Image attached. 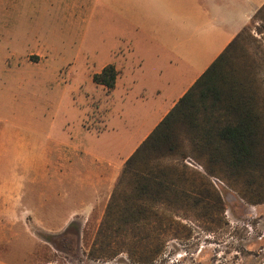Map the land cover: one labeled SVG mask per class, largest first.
<instances>
[{
    "label": "rangeland",
    "instance_id": "rangeland-1",
    "mask_svg": "<svg viewBox=\"0 0 264 264\" xmlns=\"http://www.w3.org/2000/svg\"><path fill=\"white\" fill-rule=\"evenodd\" d=\"M180 1L0 0L1 260L135 264L123 253L95 260L88 251L125 162L205 65L204 47L185 63L171 60L170 68L145 53L143 31L169 22L165 10ZM200 23L177 21V42L191 39ZM242 38L231 77L264 96V11ZM109 64L124 75L111 92L92 80ZM174 121L180 147L163 162L197 171L194 179L186 174L183 187L218 193L225 213L221 225L201 209L199 221L186 213L189 238L168 240L154 264H264V203L252 205L238 190L247 181L264 188V154L259 169L210 176L189 144L187 122Z\"/></svg>",
    "mask_w": 264,
    "mask_h": 264
},
{
    "label": "trees",
    "instance_id": "trees-1",
    "mask_svg": "<svg viewBox=\"0 0 264 264\" xmlns=\"http://www.w3.org/2000/svg\"><path fill=\"white\" fill-rule=\"evenodd\" d=\"M262 11L264 6L252 20ZM248 25L127 159L88 251L91 259H111L123 253L135 264H154L165 254L168 240L189 238L190 230L183 225L186 213L191 212L193 220L199 221L201 209L210 224L223 222L221 195L210 197L204 194H209L208 189H201L200 196L196 190L187 191L182 184L186 174L193 179L200 174L181 163L163 162L180 147L173 122L176 116L187 122L189 144L194 152H200L197 159H205L208 175L222 171L232 179L262 166L264 96L231 77ZM118 74L116 66L109 64L92 80L111 92ZM181 154L185 160L187 154ZM238 190L248 203H264V188L254 190L247 181Z\"/></svg>",
    "mask_w": 264,
    "mask_h": 264
},
{
    "label": "crops",
    "instance_id": "crops-1",
    "mask_svg": "<svg viewBox=\"0 0 264 264\" xmlns=\"http://www.w3.org/2000/svg\"><path fill=\"white\" fill-rule=\"evenodd\" d=\"M189 1L181 0L177 5L167 8L165 14L168 15L170 21H165V23L155 21L151 23V29L143 31L144 34L142 35L144 37V47L146 48L145 53L156 57L157 63L161 62V67L163 68H170L172 64L171 60L173 59L176 64L187 62V56H190L191 53H200L203 47L207 52V59L204 61L205 65L201 70L202 72L192 78L179 98L184 96L187 90L193 86L228 44L250 23L254 15L264 6V0H195L192 5H188ZM191 18L201 20V23L196 25V29L192 34V40L187 39L185 43L177 42V37L175 36L177 21L180 24L183 21L186 23ZM188 40L191 41L187 42ZM195 40H201V42L195 46ZM176 42L177 46L182 47V51L178 52V55L175 51L176 48H173ZM132 50L136 49L133 48ZM173 51L175 52V58H171ZM138 53L141 54L140 52ZM115 66L119 72L118 77H123V68L121 70L119 64ZM132 83L137 82L133 81ZM143 83H145L144 77ZM177 101L172 102L164 110L160 118L161 120L169 113ZM0 264L10 263L0 259Z\"/></svg>",
    "mask_w": 264,
    "mask_h": 264
}]
</instances>
